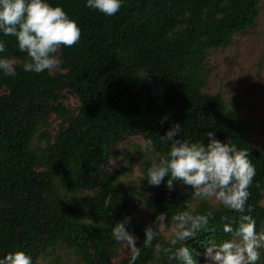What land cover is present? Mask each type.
Returning <instances> with one entry per match:
<instances>
[{"label": "trees", "instance_id": "trees-1", "mask_svg": "<svg viewBox=\"0 0 264 264\" xmlns=\"http://www.w3.org/2000/svg\"><path fill=\"white\" fill-rule=\"evenodd\" d=\"M261 1L123 0L116 15L105 16L85 7L86 0H47L82 32L76 45L60 48L63 63L52 75L25 72L27 54L14 36L0 33L6 48L0 58L14 59L17 73L0 72V258L24 251L42 264L49 252L67 248L83 264H129L131 253L122 257L113 236L116 224L128 218L125 228L141 249L135 264H180L155 253L157 244L170 246L164 233L172 217L212 211L206 229L185 241L197 264H204L207 247L230 239L224 225L236 227L240 214L193 197L181 181L170 190L167 176L159 186L149 185L147 169L157 163L151 159L135 179L112 169L120 147L134 137L151 140L155 154L166 156L171 142L160 137L174 124L182 128L181 140L206 145L214 132L221 142L249 151L256 176L247 203L257 232H264V151L252 147L254 124L221 94L204 90L208 55L254 26ZM69 93L76 106L68 103ZM109 193L110 208L104 203ZM161 213L168 226L145 248V228ZM260 253L261 262L264 248Z\"/></svg>", "mask_w": 264, "mask_h": 264}, {"label": "clouds", "instance_id": "clouds-1", "mask_svg": "<svg viewBox=\"0 0 264 264\" xmlns=\"http://www.w3.org/2000/svg\"><path fill=\"white\" fill-rule=\"evenodd\" d=\"M122 6L123 0H86L85 4V7L105 16L116 15ZM0 33L14 36L19 51L27 54L28 60L23 63L25 72H47L49 75L61 68L63 62L57 55L60 48L76 45L82 35L76 20L71 19L61 6H53L47 0H0ZM5 51V44L0 42V53ZM15 63L12 58H0V72L6 76H16ZM181 131V126L174 124L160 137L162 142H171L170 150L147 169L145 179L149 185L159 186L167 176L170 190L174 181H181L191 188L193 197L203 201L214 200L225 209L240 214L235 221L236 227L231 223L224 225V232L230 234L231 238L207 247L204 253L206 264H260L264 232H257L256 221L250 214L254 209L247 203L256 176V167L249 151L238 149L230 142H221L215 138L214 132L207 134L206 145L181 140L176 138ZM153 147V142L148 140L142 150ZM255 187L260 188L261 185L256 183ZM111 201L112 195L109 193L104 201L105 207L110 208ZM212 217V211L194 214L186 210L175 214L170 227V246L157 244L156 255L163 253L169 261H179L180 264H197L185 241L206 229ZM167 221V215L161 213L145 228V248L153 246L160 230L168 226ZM125 222L116 224L113 236L117 242L130 248L129 264H135L141 256V249L137 246V237L125 228ZM153 224L157 227L154 228ZM177 244L181 246L176 248ZM0 264H34V261L26 252L14 251L0 258Z\"/></svg>", "mask_w": 264, "mask_h": 264}, {"label": "rangeland", "instance_id": "rangeland-1", "mask_svg": "<svg viewBox=\"0 0 264 264\" xmlns=\"http://www.w3.org/2000/svg\"><path fill=\"white\" fill-rule=\"evenodd\" d=\"M210 75L205 91L221 94L231 109L254 124L251 136L252 147L264 151V0L259 7V16L251 28L235 35L234 41L226 48H218L207 57ZM156 94L161 90L153 85ZM69 104L76 106L77 101L69 93ZM57 121L51 131L57 129ZM145 142L134 137L120 147V156L112 162L113 168L123 170V179L137 178L141 168L151 159L157 162L160 155L151 150H142ZM214 201V200H212ZM264 205V199L262 200ZM145 219V214H139ZM166 233V234H165ZM171 238V231L165 232ZM131 253L128 246L120 247V254L125 257ZM42 264H83L80 258L67 248H58L40 259ZM206 264V259L203 262ZM264 264V259L260 262Z\"/></svg>", "mask_w": 264, "mask_h": 264}]
</instances>
